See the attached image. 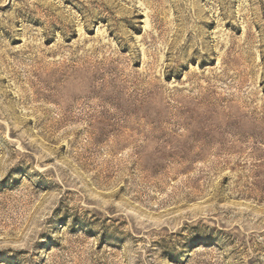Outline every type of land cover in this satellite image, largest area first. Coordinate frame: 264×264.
Instances as JSON below:
<instances>
[{
	"label": "rangeland",
	"instance_id": "374dc122",
	"mask_svg": "<svg viewBox=\"0 0 264 264\" xmlns=\"http://www.w3.org/2000/svg\"><path fill=\"white\" fill-rule=\"evenodd\" d=\"M0 264H264V0H0Z\"/></svg>",
	"mask_w": 264,
	"mask_h": 264
}]
</instances>
